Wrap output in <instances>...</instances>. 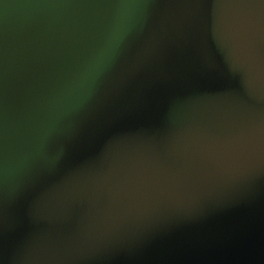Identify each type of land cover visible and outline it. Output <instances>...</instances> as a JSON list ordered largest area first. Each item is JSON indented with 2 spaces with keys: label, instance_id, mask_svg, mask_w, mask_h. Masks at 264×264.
Returning a JSON list of instances; mask_svg holds the SVG:
<instances>
[{
  "label": "water",
  "instance_id": "1",
  "mask_svg": "<svg viewBox=\"0 0 264 264\" xmlns=\"http://www.w3.org/2000/svg\"><path fill=\"white\" fill-rule=\"evenodd\" d=\"M0 264H264V0H0Z\"/></svg>",
  "mask_w": 264,
  "mask_h": 264
}]
</instances>
